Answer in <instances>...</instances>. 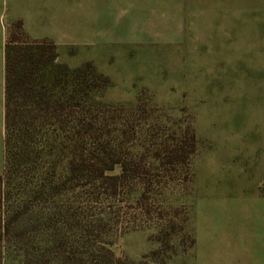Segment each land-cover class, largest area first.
Returning a JSON list of instances; mask_svg holds the SVG:
<instances>
[{
    "label": "rangeland",
    "instance_id": "1",
    "mask_svg": "<svg viewBox=\"0 0 264 264\" xmlns=\"http://www.w3.org/2000/svg\"><path fill=\"white\" fill-rule=\"evenodd\" d=\"M66 14L39 37L4 23L10 51L44 55L43 92L82 70L70 108L128 172L115 192L52 185V261L264 264V0H69Z\"/></svg>",
    "mask_w": 264,
    "mask_h": 264
},
{
    "label": "trees",
    "instance_id": "2",
    "mask_svg": "<svg viewBox=\"0 0 264 264\" xmlns=\"http://www.w3.org/2000/svg\"><path fill=\"white\" fill-rule=\"evenodd\" d=\"M11 35L6 43L0 264H68L52 261L59 235L52 229L54 209L44 207L45 196L53 193L52 185L108 183L115 192L128 168L107 144L94 141V145H87L85 119L70 108L76 100L87 98L78 88L85 80L82 70L69 73L58 68L52 82L41 83H50L52 90L43 92L35 87L33 77L42 64L46 65L44 55L36 60L27 49L12 56ZM117 166L121 173L112 174ZM3 181L6 185H1ZM49 256L48 263L45 258Z\"/></svg>",
    "mask_w": 264,
    "mask_h": 264
},
{
    "label": "crops",
    "instance_id": "3",
    "mask_svg": "<svg viewBox=\"0 0 264 264\" xmlns=\"http://www.w3.org/2000/svg\"><path fill=\"white\" fill-rule=\"evenodd\" d=\"M69 0H0V160L4 167L6 43L4 23L18 22L25 25L33 36L45 35L57 23H69Z\"/></svg>",
    "mask_w": 264,
    "mask_h": 264
}]
</instances>
